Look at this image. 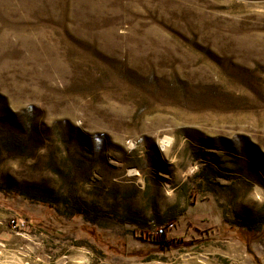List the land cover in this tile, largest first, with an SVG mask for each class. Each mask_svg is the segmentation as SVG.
Segmentation results:
<instances>
[{"label":"rangeland","instance_id":"obj_1","mask_svg":"<svg viewBox=\"0 0 264 264\" xmlns=\"http://www.w3.org/2000/svg\"><path fill=\"white\" fill-rule=\"evenodd\" d=\"M258 215L264 0H0V264H264Z\"/></svg>","mask_w":264,"mask_h":264},{"label":"trees","instance_id":"obj_2","mask_svg":"<svg viewBox=\"0 0 264 264\" xmlns=\"http://www.w3.org/2000/svg\"><path fill=\"white\" fill-rule=\"evenodd\" d=\"M260 223H264V216H257L256 218H252L248 221V224L245 225V227L249 230L253 229V226H255V224H260ZM145 239L148 241H151L153 243L156 244H165L168 248H171V246H174L175 241H179V238H170L168 239L166 231H164V229H161V231L155 232V233H150V232H145L144 235ZM175 240V241H173Z\"/></svg>","mask_w":264,"mask_h":264},{"label":"bare ground","instance_id":"obj_3","mask_svg":"<svg viewBox=\"0 0 264 264\" xmlns=\"http://www.w3.org/2000/svg\"><path fill=\"white\" fill-rule=\"evenodd\" d=\"M192 167H190L189 169H191Z\"/></svg>","mask_w":264,"mask_h":264},{"label":"built area","instance_id":"obj_4","mask_svg":"<svg viewBox=\"0 0 264 264\" xmlns=\"http://www.w3.org/2000/svg\"><path fill=\"white\" fill-rule=\"evenodd\" d=\"M160 231H161V229H160Z\"/></svg>","mask_w":264,"mask_h":264}]
</instances>
